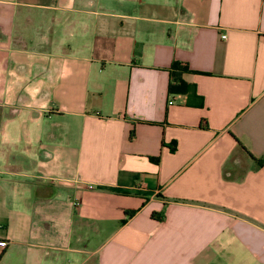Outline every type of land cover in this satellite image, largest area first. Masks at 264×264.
<instances>
[{"label":"crops","instance_id":"obj_1","mask_svg":"<svg viewBox=\"0 0 264 264\" xmlns=\"http://www.w3.org/2000/svg\"><path fill=\"white\" fill-rule=\"evenodd\" d=\"M0 239V264H264V0H0Z\"/></svg>","mask_w":264,"mask_h":264},{"label":"trees","instance_id":"obj_2","mask_svg":"<svg viewBox=\"0 0 264 264\" xmlns=\"http://www.w3.org/2000/svg\"><path fill=\"white\" fill-rule=\"evenodd\" d=\"M190 70L176 62L172 65L171 70V77H170V83L168 86V92L172 95L174 94H185L191 87V85L182 78V75L186 72H189ZM199 105H202V101L199 103ZM171 150H174V147L171 148ZM154 161L158 162L159 158L154 157L152 158Z\"/></svg>","mask_w":264,"mask_h":264},{"label":"built area","instance_id":"obj_3","mask_svg":"<svg viewBox=\"0 0 264 264\" xmlns=\"http://www.w3.org/2000/svg\"><path fill=\"white\" fill-rule=\"evenodd\" d=\"M225 37V35L223 36ZM170 104L173 102L171 99L168 101ZM88 188H94L93 184H88ZM8 245V242L4 239H0V249H4Z\"/></svg>","mask_w":264,"mask_h":264}]
</instances>
